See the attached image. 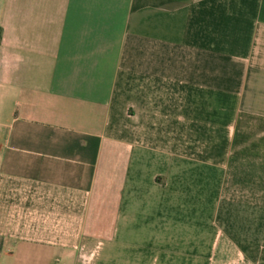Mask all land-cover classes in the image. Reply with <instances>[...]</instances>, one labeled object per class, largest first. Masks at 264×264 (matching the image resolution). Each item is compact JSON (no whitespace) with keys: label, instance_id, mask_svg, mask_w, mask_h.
Instances as JSON below:
<instances>
[{"label":"crops","instance_id":"obj_1","mask_svg":"<svg viewBox=\"0 0 264 264\" xmlns=\"http://www.w3.org/2000/svg\"><path fill=\"white\" fill-rule=\"evenodd\" d=\"M0 264H264V0H0Z\"/></svg>","mask_w":264,"mask_h":264},{"label":"rangeland","instance_id":"obj_2","mask_svg":"<svg viewBox=\"0 0 264 264\" xmlns=\"http://www.w3.org/2000/svg\"><path fill=\"white\" fill-rule=\"evenodd\" d=\"M228 259H229L228 257H225V258L219 257V260L217 262H215V263H228ZM235 259L237 261L238 260V257H236Z\"/></svg>","mask_w":264,"mask_h":264}]
</instances>
